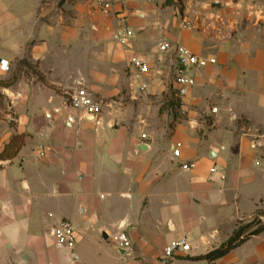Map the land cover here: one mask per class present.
<instances>
[{
  "label": "crops",
  "instance_id": "1",
  "mask_svg": "<svg viewBox=\"0 0 264 264\" xmlns=\"http://www.w3.org/2000/svg\"><path fill=\"white\" fill-rule=\"evenodd\" d=\"M108 1L0 0V156L23 138L0 158V264H264V233L203 259L264 208V0ZM162 41L216 63L194 72L161 142L178 87ZM79 88L103 101L100 124L69 106ZM61 221L72 248L49 234ZM180 238L191 251L165 260Z\"/></svg>",
  "mask_w": 264,
  "mask_h": 264
},
{
  "label": "built area",
  "instance_id": "2",
  "mask_svg": "<svg viewBox=\"0 0 264 264\" xmlns=\"http://www.w3.org/2000/svg\"><path fill=\"white\" fill-rule=\"evenodd\" d=\"M147 3H152L155 0H139ZM98 5L104 10H110L112 5L108 0H98ZM130 33L127 31H120L114 36V40L120 45H126ZM158 50L165 54L169 53L176 62L175 77L177 87V98L180 109L184 106L183 100L188 97L195 87L196 81L194 72L205 68L208 64H215V59H199L191 53L190 50L178 44H172L167 41L159 42L157 45ZM132 67L136 68L141 74H148L150 72L149 64L137 57L133 56L130 60ZM10 70L9 62L5 60L0 61V71L8 72ZM69 106L77 111H80L85 119L93 118V122L100 124L101 116L103 113L104 103L95 98L94 95L88 93L85 89H77L69 95ZM215 114L218 112L216 108L212 110ZM142 139L146 140L147 136L142 135ZM179 144L173 150L175 157L180 156ZM183 169L190 170L195 168L194 164L183 165ZM216 172V168L212 169ZM50 236L55 241L59 248H72L76 243L77 233L68 221H61L54 225L50 230ZM111 241L119 250H124L126 253L131 247V242L125 231L120 230L118 233L111 237ZM191 251V246L186 238H180L171 241L164 249V259L171 260L178 253H188Z\"/></svg>",
  "mask_w": 264,
  "mask_h": 264
},
{
  "label": "trees",
  "instance_id": "3",
  "mask_svg": "<svg viewBox=\"0 0 264 264\" xmlns=\"http://www.w3.org/2000/svg\"><path fill=\"white\" fill-rule=\"evenodd\" d=\"M23 143L22 137H15L11 143L6 147L3 154L0 156L1 159H12L14 158L20 146ZM258 216L264 217V212H259ZM251 230V231H250ZM249 231V232H248ZM248 232V233H247ZM264 233V223H262L259 218L255 219L252 223H248L247 225H239L237 229L234 231L232 237L223 244L219 249L211 252L203 259L208 262H215L227 254H229L232 250L243 244L249 238L253 236H258Z\"/></svg>",
  "mask_w": 264,
  "mask_h": 264
},
{
  "label": "rangeland",
  "instance_id": "4",
  "mask_svg": "<svg viewBox=\"0 0 264 264\" xmlns=\"http://www.w3.org/2000/svg\"><path fill=\"white\" fill-rule=\"evenodd\" d=\"M171 99V98H170ZM174 99H178V98H176L175 97V95H174ZM176 100H170V102L168 103H166L165 104V108L170 112V115H171V117L169 118V119H165L164 117H160L159 118V120L158 121H155V124H154V127H156V128H158V131L160 130V128L162 127V126H164V125H167V127H168V131L167 132H163V134H162V139H160L161 140V142L162 141H165V138H168L169 136H170V134H171V132H172V130H173V128H174V126H175V124L176 123H178V122H181V120H182V116L181 115H179V113H178V108H179V106L177 105V103H178V101L176 102ZM172 101V102H171ZM161 132V131H160ZM262 212H264V208H262V210H261ZM259 218V220L262 222V223H264V217L263 216H258V214L257 215H254L253 217H251L250 219H248V220H246L244 223H242L241 225H247L248 223H252L255 219H258ZM251 231V230H250ZM249 232V231H248ZM247 232V233H248ZM188 240V239H187ZM159 264H168V261H165V262H163V261H159ZM179 264H188V263H179Z\"/></svg>",
  "mask_w": 264,
  "mask_h": 264
},
{
  "label": "water",
  "instance_id": "5",
  "mask_svg": "<svg viewBox=\"0 0 264 264\" xmlns=\"http://www.w3.org/2000/svg\"><path fill=\"white\" fill-rule=\"evenodd\" d=\"M88 120H93V118H90V119H88ZM118 251L121 252V253H123V254H126V252H125L124 250H119V249H118Z\"/></svg>",
  "mask_w": 264,
  "mask_h": 264
}]
</instances>
